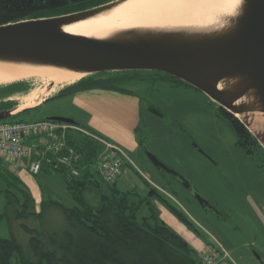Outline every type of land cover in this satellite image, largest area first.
Masks as SVG:
<instances>
[{"label":"rangeland","instance_id":"374dc122","mask_svg":"<svg viewBox=\"0 0 264 264\" xmlns=\"http://www.w3.org/2000/svg\"><path fill=\"white\" fill-rule=\"evenodd\" d=\"M137 72L149 79L130 82L124 87L141 100L138 141L182 176L215 211L205 208L196 194L187 190L180 180L158 171L141 145L132 152L120 147L129 158L124 156L122 173L116 179L117 188L134 191L144 198L149 196L150 190L145 178L159 182L173 197L174 200L169 201L183 211L198 229L200 234L189 229L171 212L195 236L196 241L190 236L189 239L201 264V255L210 243L223 249L235 264H264V152L258 149L249 155L238 146L235 130L228 118L218 103L205 93L171 80H154L146 70ZM17 82L19 85L13 92L0 93V110L19 106L22 96L43 85L37 78ZM59 91L52 92L50 99L40 106L6 121L33 122L48 116L74 118L68 103L60 96H53ZM66 106V109L62 108ZM74 126L87 129L80 124ZM35 180L40 192L35 202L37 211L42 197L58 199L67 206L73 204L61 174L43 169ZM2 187L0 183V189ZM86 197L92 204L97 203L92 194ZM5 201L4 193H0V214L5 209ZM157 202L164 206L155 197L153 203ZM145 212V209L141 210L142 214ZM48 217L53 223L62 221L61 214L55 210H51ZM13 224V230H10L8 220L0 217V236L8 237L14 231L22 248L29 252L27 242H24L27 234L19 223ZM18 262L16 257L12 259V264Z\"/></svg>","mask_w":264,"mask_h":264},{"label":"trees","instance_id":"16d2710c","mask_svg":"<svg viewBox=\"0 0 264 264\" xmlns=\"http://www.w3.org/2000/svg\"><path fill=\"white\" fill-rule=\"evenodd\" d=\"M110 1L113 0H0V25L69 14ZM148 73L154 80H171L192 87L162 72ZM148 79L137 71L102 72L61 89L57 96L96 88L131 93L125 84ZM17 85L18 82L1 87L0 93H11ZM219 109L234 128L238 146L249 155L258 149L264 152L237 118L221 106ZM3 121L6 120L0 122ZM68 144L80 155V163H76L80 174L69 177L67 169L47 164L42 170L62 175L73 201L71 206L58 199L42 197L37 211L30 191L0 158V183L3 185L0 193L6 197L0 217L8 220L10 230L14 222L19 223L27 234L24 242L29 248V252L22 248L14 231L8 237L0 236V264H12L14 257L18 264H201L195 249L159 217L153 199L157 197L189 229L200 234L183 211L153 187H150L149 196L143 198L134 191L119 190L115 183H105L94 165L102 148L91 138L71 131ZM87 194L95 196L97 203L92 204ZM144 209L146 212L142 214ZM51 210L61 214L59 224L50 222Z\"/></svg>","mask_w":264,"mask_h":264},{"label":"water","instance_id":"95a60500","mask_svg":"<svg viewBox=\"0 0 264 264\" xmlns=\"http://www.w3.org/2000/svg\"><path fill=\"white\" fill-rule=\"evenodd\" d=\"M124 1L0 25V62L53 67L82 74V78L102 72H162L208 95L237 118L264 149V0H241L234 15L209 29L134 27L105 37L64 29ZM18 107L0 110V121L30 109L17 111ZM252 114L261 119L255 130L250 128ZM46 119L76 124L64 116ZM140 145L158 171L180 180L205 208L215 211L182 176Z\"/></svg>","mask_w":264,"mask_h":264},{"label":"bare ground","instance_id":"6f19581e","mask_svg":"<svg viewBox=\"0 0 264 264\" xmlns=\"http://www.w3.org/2000/svg\"><path fill=\"white\" fill-rule=\"evenodd\" d=\"M240 3L241 0H125L106 12L64 29L95 37L134 27L209 29L224 24ZM82 77V74L53 67L0 62V85L31 78L43 83L20 98L17 111L39 106L56 89L61 90ZM50 83H54L51 88ZM249 122L250 128L255 130L260 127L261 119L252 114Z\"/></svg>","mask_w":264,"mask_h":264},{"label":"built area","instance_id":"2783aa9c","mask_svg":"<svg viewBox=\"0 0 264 264\" xmlns=\"http://www.w3.org/2000/svg\"><path fill=\"white\" fill-rule=\"evenodd\" d=\"M71 131L81 132L101 145L94 165L102 180L113 184L125 163L123 150L105 137L69 123L50 120L0 122V158L15 173L26 170L31 175H38L47 164L65 168L69 177H77L80 170L76 163H80V155L68 144ZM201 259L202 264H233L229 255L214 244L208 245Z\"/></svg>","mask_w":264,"mask_h":264},{"label":"crops","instance_id":"0c3cea01","mask_svg":"<svg viewBox=\"0 0 264 264\" xmlns=\"http://www.w3.org/2000/svg\"><path fill=\"white\" fill-rule=\"evenodd\" d=\"M60 97L61 100L68 103L70 112H73L74 118L72 117V119L84 128L105 137L127 152L135 151L140 147V142L137 139V130L140 124L141 100L137 95L96 88L77 90L61 95ZM62 108L66 109L67 106ZM126 157L129 158V156ZM38 175H31L25 170H20L17 174L22 183L30 191L31 195L34 196L35 202L40 195L39 187L35 180V177ZM145 180L150 187L155 188L166 199L174 200L171 194H169L159 182L149 177H146ZM154 205L158 211L159 217L170 228L172 227V230L176 231V233L188 243L191 242L189 236L195 239V236L163 205L158 202ZM190 245H192V243H190ZM230 260L233 262L231 257ZM233 264L235 263L233 262Z\"/></svg>","mask_w":264,"mask_h":264},{"label":"flooded vegetation","instance_id":"af4514ba","mask_svg":"<svg viewBox=\"0 0 264 264\" xmlns=\"http://www.w3.org/2000/svg\"><path fill=\"white\" fill-rule=\"evenodd\" d=\"M141 144V143H140Z\"/></svg>","mask_w":264,"mask_h":264}]
</instances>
